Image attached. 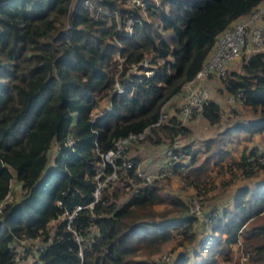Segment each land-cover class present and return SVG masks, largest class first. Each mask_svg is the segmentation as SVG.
<instances>
[{"label": "trees", "instance_id": "16d2710c", "mask_svg": "<svg viewBox=\"0 0 264 264\" xmlns=\"http://www.w3.org/2000/svg\"><path fill=\"white\" fill-rule=\"evenodd\" d=\"M74 1L0 0V202L12 193L0 214V264H15L10 244L24 238L41 244L25 247L23 264H148L138 256L169 242L170 252L178 249L170 264H264V142L237 158L223 147L225 136L264 138V52L243 57L240 71L210 79L239 94L234 102L252 115L203 147L182 145L185 158L170 166L194 186L224 165L233 176L261 178L236 188L230 203L211 205L204 221L185 199L163 192L158 179L142 178L138 156L129 168L121 156L116 177L89 207L97 182L113 170L101 154L116 140L145 132L166 151L190 134L176 113L159 122L162 109L195 77L222 32L264 0ZM198 116L219 125L222 107L209 99ZM212 142L220 147L211 149ZM76 206L68 220L64 213ZM72 230L83 237L82 257Z\"/></svg>", "mask_w": 264, "mask_h": 264}, {"label": "rangeland", "instance_id": "374dc122", "mask_svg": "<svg viewBox=\"0 0 264 264\" xmlns=\"http://www.w3.org/2000/svg\"><path fill=\"white\" fill-rule=\"evenodd\" d=\"M75 2V1H74ZM76 3V2H75ZM73 3V4H75ZM123 6H131L122 3ZM96 10V9H95ZM93 16L99 17V13L97 10L92 12ZM143 15L146 18H150L146 13L143 12ZM249 58L246 54H241L238 57L234 58L228 64V70L240 71L242 58ZM206 86L209 92V99L216 100L222 107V122L219 125L210 126L206 120L196 115L187 121H183L182 124H185L190 129V134L188 136H179L180 144H192L193 146H202L205 141H211L213 137H218L222 135L223 131L231 125L233 122L238 119H246L252 115V112L244 109L237 102H230V95L223 90L222 83L219 78H214L209 82H206ZM237 101V100H236ZM184 103V98L181 95H178L175 99L171 101L169 105L163 108L164 112L167 114L176 113L180 117V113L178 111H174L170 106L174 108L181 107ZM104 105V104H103ZM236 110V112H234ZM95 115L100 113L99 109L94 111ZM169 114V115H170ZM165 117L162 120L166 119ZM234 134V133H233ZM145 136V134H144ZM144 136L141 137L136 142L130 144L126 151V156H138V162L136 164L137 171H143L147 176H153L155 171L160 167L162 161L165 159V145L164 144H151L149 141L144 139ZM224 137V136H223ZM225 139L226 144L223 146L225 149L230 150L231 157L237 158L242 150L246 147L251 148L255 146H263L264 138L260 133H255L251 136V138H242L237 142V138L234 135L232 139H228L226 136ZM213 143V142H212ZM219 144L221 142L213 143L211 149H215L220 147ZM55 155V148H52L50 152V162L53 161V157ZM226 166L222 169L216 167V169L212 172V178L209 180H205L204 182H200L199 185L194 186L193 184H189L185 179L179 177L177 174L172 173L171 175L164 176L158 179V184L162 188L163 192H169L172 194L179 195L183 199H185L191 205V202L196 200L199 202V205L203 206L204 211H209L211 205L224 203H230L233 193L236 188L243 185H252L253 182L259 178H261L262 174H258L254 178L246 179L240 176H233L232 173L226 170ZM138 173V172H137ZM117 175V174H116ZM116 177V176H115ZM113 177V179L115 178ZM152 179V178H151ZM112 180V179H110ZM109 180V181H110ZM99 182H101L99 180ZM12 191L17 192L19 187L17 184L13 182ZM15 194V193H14ZM17 194V193H16ZM128 195H123L120 198V203L127 199ZM160 208V207H159ZM190 210V209H189ZM192 210V209H191ZM194 213V212H193ZM199 219H201L200 214H194ZM61 219V218H60ZM58 220H53L49 224L50 232L53 231ZM24 247L34 249L35 246L41 244L39 239L36 240H27L24 243ZM26 245V246H25ZM172 247V243H168L163 246L160 252H157L150 257L148 256H138L139 259L147 260L148 264H170L173 258L175 257L178 249L170 252V248ZM243 259V257H241Z\"/></svg>", "mask_w": 264, "mask_h": 264}, {"label": "built area", "instance_id": "2783aa9c", "mask_svg": "<svg viewBox=\"0 0 264 264\" xmlns=\"http://www.w3.org/2000/svg\"><path fill=\"white\" fill-rule=\"evenodd\" d=\"M126 5H139L143 6L141 0H120ZM158 3V0H155ZM84 4L86 6H91V2L89 0H84ZM97 12H102L101 7L96 8ZM94 19L97 17L93 16ZM128 24L125 29L128 33L131 32V21L128 19ZM264 52V1L249 15L237 20L232 24L229 28L225 29L219 38L216 41L213 50L206 58L203 63L202 68L196 73L195 77L187 82L182 89L179 91L178 95H182L184 98V103L180 107V119L181 122L187 121L192 117L201 113L203 106L209 100V92L206 86V82L213 78L214 76H223L228 71V64L231 60L238 57L239 55L246 54L247 56ZM116 58L121 60L119 51L116 53ZM134 69H137V66H134ZM116 87L119 91H122L120 86L116 84ZM240 95L230 96V102L238 100ZM167 116V113L162 109L161 115L159 118V122L163 117ZM145 132L135 135L130 134L127 137L120 138L115 141L114 146L107 150L106 152L101 154L102 165L110 164L113 167L111 173H108L104 176V179L101 182H97V186L94 190L93 196L94 201L89 205L92 207L93 203L98 200L99 192L102 189L103 185H105L110 179L116 176V160L118 157H123V165L125 168L132 167L134 161L126 156V151L131 144L132 140H139L143 137ZM72 140H68V144H72ZM184 151L182 150V145L180 144V140L175 138L169 144L165 151V159L162 161L160 167L155 171L153 176H147L143 171H138V174L144 178L146 181H152L156 178H161L164 176H168L172 174L171 164L175 161L184 159L185 157ZM262 162H264V157L262 158ZM101 173H103V169L97 173L96 177L98 178ZM152 178V179H151ZM12 199V193L9 192L6 197L0 202V214L2 213L5 205ZM80 206H76V208L70 213H64L67 216L68 220H72V218L76 215L77 211L80 209ZM189 212L193 214H200L201 219L204 221H208V211H204L203 206L199 205V202L194 200L189 204ZM192 209V210H191ZM70 228V226H68ZM73 231L74 239L79 244L78 255L82 257V241L83 237L76 232ZM32 239H20L17 242H12L10 246L15 250V264H23L26 259H21L25 254L24 250V242ZM30 255L28 256V260Z\"/></svg>", "mask_w": 264, "mask_h": 264}, {"label": "crops", "instance_id": "0c3cea01", "mask_svg": "<svg viewBox=\"0 0 264 264\" xmlns=\"http://www.w3.org/2000/svg\"><path fill=\"white\" fill-rule=\"evenodd\" d=\"M231 61H232V60H231ZM231 61H230V62H231ZM240 120H242V119H240ZM197 146H199V145H197ZM197 146H196V147H197Z\"/></svg>", "mask_w": 264, "mask_h": 264}, {"label": "water", "instance_id": "95a60500", "mask_svg": "<svg viewBox=\"0 0 264 264\" xmlns=\"http://www.w3.org/2000/svg\"><path fill=\"white\" fill-rule=\"evenodd\" d=\"M79 0H75V2H78Z\"/></svg>", "mask_w": 264, "mask_h": 264}]
</instances>
